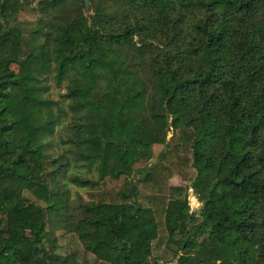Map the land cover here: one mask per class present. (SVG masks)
<instances>
[{
	"label": "trees",
	"instance_id": "obj_1",
	"mask_svg": "<svg viewBox=\"0 0 264 264\" xmlns=\"http://www.w3.org/2000/svg\"><path fill=\"white\" fill-rule=\"evenodd\" d=\"M106 1L0 0V264H264V0Z\"/></svg>",
	"mask_w": 264,
	"mask_h": 264
},
{
	"label": "rangeland",
	"instance_id": "obj_2",
	"mask_svg": "<svg viewBox=\"0 0 264 264\" xmlns=\"http://www.w3.org/2000/svg\"><path fill=\"white\" fill-rule=\"evenodd\" d=\"M81 1V10L83 14L87 17L93 15V12L95 9H99L105 13L108 14H113L115 12V7L112 6L110 3H108L106 0H80ZM39 2L41 0H23L22 2V9L19 14V22L17 26L19 27L23 35L26 39V43L24 44L26 49H29L31 45L28 43L31 42V31L35 28L42 27L48 20V17L43 15L40 12L39 8ZM41 42L42 39H39ZM135 62L142 63L140 59H135ZM12 69L17 71V66L13 65ZM146 67L143 68L144 72H146ZM51 90L49 91V99H51L54 102H62L61 95H63L64 91L62 89H59L54 86L53 81L49 79L48 81ZM68 122V119L65 123ZM62 135H65V133H62ZM170 133L168 134V138L170 137ZM58 138V134L51 135L47 138V141H56ZM48 150L52 152L53 155H55V152L58 151V147L54 145H49ZM164 151V146L163 145H154L153 146V157L152 159L147 163L146 166H150L151 164L155 163L161 153ZM145 166V164H138L136 167L139 169H142ZM138 171V170H137ZM72 172H75L73 169L71 170L70 174ZM91 178L95 179L96 178V172L95 168L93 169L92 173L90 174ZM178 183V181H177ZM186 185V184H185ZM70 187V195L74 197V199H77L76 195H85V190L75 188L73 185H69ZM62 191H60L61 193ZM192 190H188V201H189V212H193L199 207V204L195 197L191 194ZM24 196L29 202H36L31 195H29L28 192L24 191ZM49 234H50V239L51 238H56L57 237V243H58V248H57V253H59L62 256H65L69 253H76L77 257L79 258L80 261H82L84 264H104L100 263L96 258H94L93 255H91L89 252L85 251L82 247L81 244L78 242V239L74 234H65L61 231H54L52 229H49ZM171 261V264H175L177 259L169 260Z\"/></svg>",
	"mask_w": 264,
	"mask_h": 264
},
{
	"label": "crops",
	"instance_id": "obj_3",
	"mask_svg": "<svg viewBox=\"0 0 264 264\" xmlns=\"http://www.w3.org/2000/svg\"><path fill=\"white\" fill-rule=\"evenodd\" d=\"M171 182H173V183H176L177 181H176V179L174 178V179H172V181Z\"/></svg>",
	"mask_w": 264,
	"mask_h": 264
}]
</instances>
